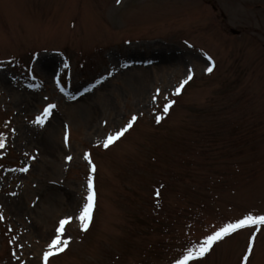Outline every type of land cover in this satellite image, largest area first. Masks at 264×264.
Here are the masks:
<instances>
[{"label": "rangeland", "instance_id": "obj_1", "mask_svg": "<svg viewBox=\"0 0 264 264\" xmlns=\"http://www.w3.org/2000/svg\"><path fill=\"white\" fill-rule=\"evenodd\" d=\"M0 264H264V0H0Z\"/></svg>", "mask_w": 264, "mask_h": 264}]
</instances>
